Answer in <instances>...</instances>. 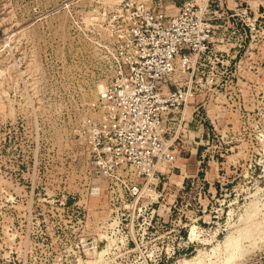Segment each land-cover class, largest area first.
Wrapping results in <instances>:
<instances>
[{"label": "rangeland", "instance_id": "374dc122", "mask_svg": "<svg viewBox=\"0 0 264 264\" xmlns=\"http://www.w3.org/2000/svg\"><path fill=\"white\" fill-rule=\"evenodd\" d=\"M116 1L0 0V264H264V0H223L176 160L134 197L74 133L85 25Z\"/></svg>", "mask_w": 264, "mask_h": 264}, {"label": "built area", "instance_id": "2783aa9c", "mask_svg": "<svg viewBox=\"0 0 264 264\" xmlns=\"http://www.w3.org/2000/svg\"><path fill=\"white\" fill-rule=\"evenodd\" d=\"M177 1L117 0L86 22L83 65L96 92L74 133L109 193L139 195L162 174L160 164L176 160L195 69L211 51L217 23L234 16L227 1Z\"/></svg>", "mask_w": 264, "mask_h": 264}, {"label": "bare ground", "instance_id": "6f19581e", "mask_svg": "<svg viewBox=\"0 0 264 264\" xmlns=\"http://www.w3.org/2000/svg\"><path fill=\"white\" fill-rule=\"evenodd\" d=\"M226 243H227V240H226Z\"/></svg>", "mask_w": 264, "mask_h": 264}]
</instances>
